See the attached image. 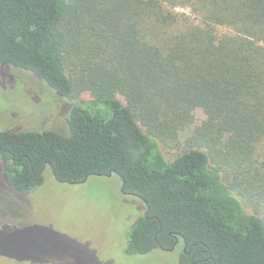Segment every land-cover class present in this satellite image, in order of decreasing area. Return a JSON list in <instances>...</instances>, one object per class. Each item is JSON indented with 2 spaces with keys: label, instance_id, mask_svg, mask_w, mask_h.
Masks as SVG:
<instances>
[{
  "label": "trees",
  "instance_id": "trees-1",
  "mask_svg": "<svg viewBox=\"0 0 264 264\" xmlns=\"http://www.w3.org/2000/svg\"><path fill=\"white\" fill-rule=\"evenodd\" d=\"M0 66L72 101L66 133L0 131L11 188L118 176L128 255L264 264V0H0Z\"/></svg>",
  "mask_w": 264,
  "mask_h": 264
},
{
  "label": "rangeland",
  "instance_id": "rangeland-1",
  "mask_svg": "<svg viewBox=\"0 0 264 264\" xmlns=\"http://www.w3.org/2000/svg\"><path fill=\"white\" fill-rule=\"evenodd\" d=\"M186 10L177 8L191 13ZM12 74L10 78L0 66V131L66 133L72 101L35 78ZM82 98H90L89 92ZM195 118L200 122L202 111L197 110ZM121 185L118 176L61 183L48 172L42 186L21 193L0 171V264H179L177 249L125 252L142 207L136 198L122 195Z\"/></svg>",
  "mask_w": 264,
  "mask_h": 264
},
{
  "label": "flooded vegetation",
  "instance_id": "flooded-vegetation-1",
  "mask_svg": "<svg viewBox=\"0 0 264 264\" xmlns=\"http://www.w3.org/2000/svg\"><path fill=\"white\" fill-rule=\"evenodd\" d=\"M176 247H173L172 249H167L166 251H175L176 249H175ZM164 250V249H163Z\"/></svg>",
  "mask_w": 264,
  "mask_h": 264
},
{
  "label": "water",
  "instance_id": "water-1",
  "mask_svg": "<svg viewBox=\"0 0 264 264\" xmlns=\"http://www.w3.org/2000/svg\"><path fill=\"white\" fill-rule=\"evenodd\" d=\"M85 181H86V180H85ZM85 181H83V182H85ZM83 182H82V183H83Z\"/></svg>",
  "mask_w": 264,
  "mask_h": 264
}]
</instances>
